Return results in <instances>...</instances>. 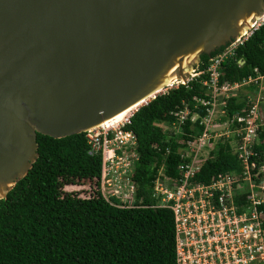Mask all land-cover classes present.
Instances as JSON below:
<instances>
[{
    "label": "water",
    "instance_id": "95a60500",
    "mask_svg": "<svg viewBox=\"0 0 264 264\" xmlns=\"http://www.w3.org/2000/svg\"><path fill=\"white\" fill-rule=\"evenodd\" d=\"M263 12L264 0H0V198L36 159V133L145 104Z\"/></svg>",
    "mask_w": 264,
    "mask_h": 264
},
{
    "label": "trees",
    "instance_id": "16d2710c",
    "mask_svg": "<svg viewBox=\"0 0 264 264\" xmlns=\"http://www.w3.org/2000/svg\"><path fill=\"white\" fill-rule=\"evenodd\" d=\"M223 47L210 55L201 54L197 70H205L209 57ZM219 71V83L264 76V23L222 60ZM206 78L205 70L186 84L157 94L133 110L124 126L136 137L137 159L131 175L136 206L120 207L112 203L116 196L109 201L102 195L101 154L90 152L84 132L60 138L36 133V159L0 198V264H174L173 214L169 208L151 206L154 180L162 166L166 175L180 176L178 164L187 160L182 156L186 140L202 132L200 117L209 106L197 104L196 98L211 99L209 88L202 83ZM258 82L250 81L248 92L257 90ZM237 89L221 95L225 113L217 119L244 113L253 103L250 94L239 95ZM184 104L189 113L178 124L174 112ZM258 109L262 124L259 142L253 147L257 154L253 171L264 163V91ZM192 113H198L194 121L189 119ZM172 122L181 132L163 128ZM201 159L194 183L208 184L218 173L241 170L227 139L216 141ZM258 207L263 211L264 227V202Z\"/></svg>",
    "mask_w": 264,
    "mask_h": 264
},
{
    "label": "built area",
    "instance_id": "2783aa9c",
    "mask_svg": "<svg viewBox=\"0 0 264 264\" xmlns=\"http://www.w3.org/2000/svg\"><path fill=\"white\" fill-rule=\"evenodd\" d=\"M263 23L264 12L251 22L247 30L209 57L205 68L208 78L202 83L209 88L211 99L196 98L197 104L209 103L207 113L200 117L202 132L186 140L182 156L187 160L178 164L180 176L174 178L166 175L162 166L154 180L152 196L155 202L151 206L169 208L173 214L174 264H264V227L261 226L263 211L258 207L264 202V173L259 176V172L264 171V163L253 171L256 167L253 156L257 155L253 147L258 143V129L262 124L258 104L254 100L250 106L246 105L248 109L244 113L233 114L224 120L217 119L225 113V109L220 107L226 103L224 99L219 101L221 95H230L232 90L239 88L246 80L256 82V78L248 76L240 83H219V66L223 59L233 55L237 45ZM238 63H241V59ZM196 66L185 81L174 79L156 95L162 90L165 92L179 84H186L205 71L197 70ZM213 107L220 110V114L215 117L209 113ZM132 112L117 123L108 126L103 121L83 131L90 152L99 151L101 154L100 191L109 201L116 196L117 200L112 203L120 207L136 206L135 184L131 179L137 159L136 137L132 130L124 127L130 122ZM188 113L185 104L175 111L177 123H183ZM193 114L196 113L190 115L191 121L195 119L191 117ZM172 125L176 126V122H172ZM215 128H219L221 138L218 141L229 140L241 170L218 173L208 184L194 183L193 176L202 165L201 156L207 154L204 150L216 142L212 144L210 137L216 134ZM203 139L208 142L207 145L205 142L202 145ZM118 179L120 182L114 192H107L103 181L107 184V180H111L112 184H116ZM242 188L245 190L241 191Z\"/></svg>",
    "mask_w": 264,
    "mask_h": 264
},
{
    "label": "rangeland",
    "instance_id": "374dc122",
    "mask_svg": "<svg viewBox=\"0 0 264 264\" xmlns=\"http://www.w3.org/2000/svg\"><path fill=\"white\" fill-rule=\"evenodd\" d=\"M242 62V61H241ZM196 65V64H195ZM195 65H194V67H195ZM249 83V80H246L238 89H237V91H236V93L237 94H239V95H241V94H245V93H248V94H250V97L253 99V100H255V102L259 105V102L260 101H262V93H263V91H264V76H262V77H260L259 78V82H258V88H257V90L255 89V90H253V91H250V92H248L249 91V89L246 87V85ZM235 87V86H234ZM164 90H162L160 93H162ZM231 93H234V90H232V92ZM143 103V102H142ZM141 105V104H140ZM139 106V105H138ZM210 113V115L212 116V117H215V115L216 114H220V110L218 109V108H216L215 107V109H214V107H213V111H210L209 112ZM197 115H198V113H196ZM196 114H193L191 117H195V119H196V117H197V115ZM194 119V120H195ZM163 128L166 130V131H173V133L174 132H181V129L179 128V127H176L175 125H171V126H167V125H163ZM216 130H214V131H216V134L215 135H210V137H212L211 139H212V144H213V141H218L219 140V138H221L220 136H219V134H218V130H219V128H215ZM204 139L202 140V145L204 144ZM258 142H259V140H258ZM207 143L208 142H205V145H207ZM212 146V145H211ZM202 147V146H201ZM207 147V146H206ZM210 146L208 145V148H209ZM208 148L206 149V150H204V152L206 151V153H207V151H208ZM204 152H203V154H204ZM162 168H164V167H162ZM160 170V169H159ZM158 170V171H159ZM119 182H120V179H118V183H116V184H112V181L111 180H107V184H106V181H103V183H105V187L107 188L106 189V191L107 192H114V190L116 189V187H117V185L119 184ZM107 185V186H106ZM133 186V185H132ZM105 189V188H104ZM120 192H122V191H120Z\"/></svg>",
    "mask_w": 264,
    "mask_h": 264
},
{
    "label": "bare ground",
    "instance_id": "6f19581e",
    "mask_svg": "<svg viewBox=\"0 0 264 264\" xmlns=\"http://www.w3.org/2000/svg\"><path fill=\"white\" fill-rule=\"evenodd\" d=\"M184 64H185V62H184ZM138 104L140 105V104H142V102L138 103ZM138 104L136 106H132V107H129V108H126V109L120 111L119 113H117L114 116H112L109 119H107V121H104L103 124L109 126L111 124H114V123H117V122L121 121L126 115H128L133 110H135L138 107Z\"/></svg>",
    "mask_w": 264,
    "mask_h": 264
},
{
    "label": "clouds",
    "instance_id": "9594fccd",
    "mask_svg": "<svg viewBox=\"0 0 264 264\" xmlns=\"http://www.w3.org/2000/svg\"><path fill=\"white\" fill-rule=\"evenodd\" d=\"M243 63V62H242ZM241 64V63H240ZM261 76H256L255 78H256V81L260 78ZM142 105V104H141ZM138 108V107H137ZM136 108V109H137Z\"/></svg>",
    "mask_w": 264,
    "mask_h": 264
}]
</instances>
